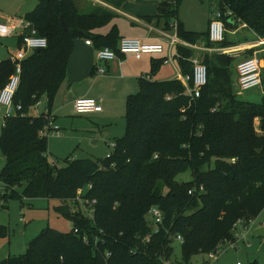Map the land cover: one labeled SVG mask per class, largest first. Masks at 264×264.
<instances>
[{"label":"trees","instance_id":"trees-1","mask_svg":"<svg viewBox=\"0 0 264 264\" xmlns=\"http://www.w3.org/2000/svg\"><path fill=\"white\" fill-rule=\"evenodd\" d=\"M180 1H161L151 17L162 19L166 30L176 20L177 36L191 45L236 44L226 35L216 43L208 31L186 30L178 19ZM81 7L86 8L83 0H38L26 13L25 19L47 38V46L22 61L14 96L22 110L4 117L0 133L5 158L0 201L58 199L56 209L73 228L62 232L46 227L28 242L25 253L8 255L0 264H165L178 235L183 239L179 264H190L193 255L236 243L237 222L248 225L264 209V97L259 103L237 97L236 52L202 54L208 81L194 99L180 78L153 79L164 58L154 60L151 72L140 77L138 92L126 99L125 134L115 139L109 155L67 157L63 165L51 161L47 119L42 112L30 115V110L43 96L51 110L67 77L74 40L90 39L95 50L110 47L120 54L116 27L107 34L93 32L114 14L100 6L90 12ZM219 10L226 30L244 24L264 39V0H220ZM177 50L182 75H191L195 50L181 44ZM254 50L243 54L251 57ZM14 70L10 58L0 61V90ZM187 170L191 179H178ZM86 188V197L97 200L93 217L76 200ZM153 206L163 213L157 231L148 218ZM9 235L10 228L0 224V238Z\"/></svg>","mask_w":264,"mask_h":264},{"label":"rangeland","instance_id":"rangeland-1","mask_svg":"<svg viewBox=\"0 0 264 264\" xmlns=\"http://www.w3.org/2000/svg\"><path fill=\"white\" fill-rule=\"evenodd\" d=\"M219 2L220 0H181L178 6V14H180L181 19L185 18L187 20L188 26L199 28L202 32L206 30L213 11L215 12L219 9ZM81 8L84 12L92 10V8ZM119 22L121 23L122 21L119 20ZM225 35L234 43H244L257 39L250 29H245V33L235 34L232 30H226ZM162 41L168 44V40L163 39ZM6 43L5 38H0V47H2L0 51L6 49ZM233 52L236 51L234 50ZM239 52L241 51L239 50ZM239 52H236L238 57L236 62L248 58V56ZM253 55L264 58V55H261V51L254 50ZM261 71L262 77H264V66ZM233 73L236 74V71L233 70ZM234 91L239 99L259 103L264 97V84L249 90H242L239 86H236ZM46 104L45 99H41V104L31 108L30 115L36 116L40 114L41 110L45 109ZM124 118L121 119L118 116L114 120L113 125L109 127V130L112 131L109 136H105L103 124L90 115L78 114L77 116L61 118V120L57 121L61 128L60 135L49 136L50 158L57 161L59 165H63L67 157H105L112 150L113 140L125 134L126 124ZM3 123L4 112L2 111L0 112V133ZM255 126L257 131L260 132L259 119L255 120ZM4 164L5 158L0 149V173ZM178 179L190 180L191 171L187 170L180 174ZM60 204L61 201L58 199L45 197L26 198L23 201L18 198L1 200L0 224L10 228V235L7 238H0V261L8 255L25 253L28 242L46 227H52L62 232L70 231L73 228V222L56 209V206ZM148 218H150L149 215ZM260 226H264V209L254 221L248 225L241 224L237 227L235 230L237 235L236 243L232 245L228 243L227 248L221 250L218 256L220 259L218 263L236 264L237 261H240L241 264H251L252 261H255L257 264H264V235L254 233V230ZM173 248V255L167 263L179 264L182 261V242L175 240ZM206 258L209 260L208 253H198L191 257L190 264H202ZM215 262H212V264H218Z\"/></svg>","mask_w":264,"mask_h":264},{"label":"crops","instance_id":"crops-1","mask_svg":"<svg viewBox=\"0 0 264 264\" xmlns=\"http://www.w3.org/2000/svg\"><path fill=\"white\" fill-rule=\"evenodd\" d=\"M83 1L86 4V8L100 6L110 10L114 14L113 18L108 24L94 29L93 32L107 34L111 31L112 28L116 27L119 34L118 48L120 39L123 37H134L140 39L145 43L162 44L164 47V51L162 53L144 54L139 59L131 53L122 52H120V54H117L115 58L108 61L100 62L95 59V70L91 76L83 79L80 82L74 83L70 82L67 76L61 83L54 97L51 108V112L55 115L56 123L58 120H61V118H66L68 116H77L78 114H80L75 111L74 107V102L78 97H93L102 104V111L83 113L81 115H90L92 117H95L98 122L103 124L105 136H109L110 134H112V131L109 130V127L113 125L114 120L117 119L118 116L121 117V119L125 117L126 99L128 95L135 93V91L139 89L140 77L151 72L152 63L154 60L164 58V61L159 67L158 71L154 74L153 79L169 80L174 78H181L182 72L178 63L179 54L177 46L178 44L185 45V43L187 42L181 40L177 36V30L171 27V23V29L166 30L164 28V22L162 19L151 17V15L157 14V7L163 0H111L110 2L108 0ZM37 2L38 0H0V18L4 22H10L13 19L23 20L25 19L26 13L30 12L36 7ZM213 18L214 11L207 23L208 26L206 24L207 27L205 31H208L210 22ZM178 19L179 21H182L186 30L201 32L199 28L188 26L187 20H185V18L181 19L180 14H178ZM119 20H121L122 22L120 23ZM245 29L250 28H248L244 24H239L238 28L232 31L234 34L245 33ZM21 31L22 27L20 26L19 32ZM171 34H173V36L170 37ZM3 38H5V41L7 43L5 46L6 49H2V51H0V61L11 58L21 47L19 34ZM163 39L168 40V44H165L162 41ZM259 40L260 39H258L257 37L256 40L247 41L244 43H236L235 45L224 48H206L201 43H198L196 45H191L190 43H188L191 46H186L191 47L195 50L193 58H201L203 53L232 52L234 50L236 52H239L240 50L241 52L239 53L243 54V51L250 48H255V50L259 52L261 51V55H264V46L258 44ZM236 61L234 67L236 74L233 73L234 88L236 86H239L238 72L236 68L239 61ZM262 65L264 66V58H262ZM99 68H104L105 72H99ZM42 99H45V101L47 102L46 96H43ZM46 108L47 104L45 109ZM43 109L41 110V112L45 110ZM5 110L6 108H1V112H5ZM124 120L126 124V119L124 118ZM1 189L2 186L0 187V190ZM219 260L220 259L217 257V259L213 260L212 262L216 261L218 263ZM206 261H208L207 258L204 259L202 263L204 264V262ZM238 262L240 261H237L236 264Z\"/></svg>","mask_w":264,"mask_h":264},{"label":"built area","instance_id":"built-area-1","mask_svg":"<svg viewBox=\"0 0 264 264\" xmlns=\"http://www.w3.org/2000/svg\"><path fill=\"white\" fill-rule=\"evenodd\" d=\"M228 13L230 14L231 12L228 11ZM20 26L22 27L21 32H19ZM171 27L177 30L176 20L171 21ZM208 32L209 38L212 42L218 43L223 41L225 38L226 26L222 19V12L219 9L214 12V18L210 22ZM15 34L20 35V37L22 38V43L21 47L18 49L16 54L10 58L11 61L15 64V70L9 77L8 82L0 90V112L2 107L6 108L4 112V117L15 115L18 113V111L22 110L21 104H14V96L21 80L22 61L26 59V57L31 52L47 46V38L44 36H40L38 34L37 29L30 21L26 19H13L10 22H4L0 18V38L12 36ZM85 42L88 45H92L90 39L85 40ZM258 44L264 46V39H260ZM185 45L191 46L188 43H185ZM119 50L122 53H131L139 59L144 54L162 53L164 51V47L162 44L145 43L140 39L134 37H123L120 39L119 42ZM116 55V52L110 47H104L95 51V59L100 62L111 60L115 58ZM192 62L193 73L191 75L186 76L182 75L180 79L184 83L187 93L191 96L192 99H194L200 96L202 88L207 84L208 70L207 66L201 61L200 58L194 57L192 59ZM262 67V57L258 55H253L251 57L239 61L236 67L238 72L239 87L242 90H249L251 88L261 86L263 84L261 71ZM98 71L104 73L105 69L99 68ZM146 77L149 78V76ZM38 104H41V100H39L35 106H37ZM74 107L75 111L80 114L100 112L103 109L102 104L96 98L93 97H78L74 102ZM42 113H44L47 119L44 132L48 136L60 135L61 128L56 123L55 115L51 112V110L46 108ZM113 146L114 143L112 144V147ZM51 161L54 162V160L52 159ZM88 188H92V185H89ZM86 190L87 188L80 189L76 196V200L81 205L84 213L93 217L97 200L88 196L86 197ZM149 214L153 222V228L155 231H157L159 223L163 221V213L157 206H153L150 209ZM252 221L254 220H251L250 222ZM241 224H243V222L239 220L236 226H239ZM85 240H87L86 237ZM146 240H149V238H146ZM177 240L182 242L183 239L180 235H178ZM227 244H221L217 246L214 251L209 252V260L204 263L211 264V260L217 259V257L221 253V250L223 248H227ZM229 244L232 245L234 243ZM165 264L168 263L166 262ZM237 264H241V262H238Z\"/></svg>","mask_w":264,"mask_h":264},{"label":"water","instance_id":"water-1","mask_svg":"<svg viewBox=\"0 0 264 264\" xmlns=\"http://www.w3.org/2000/svg\"><path fill=\"white\" fill-rule=\"evenodd\" d=\"M61 22L68 29V25L63 18H61ZM95 65V49L91 45L86 44L84 39H75L74 50L67 66L69 81L72 83L80 82L91 76L94 73ZM254 233L264 235V227L255 229Z\"/></svg>","mask_w":264,"mask_h":264}]
</instances>
